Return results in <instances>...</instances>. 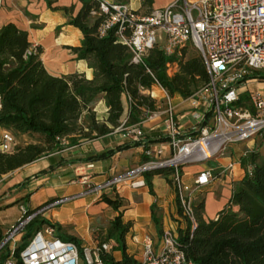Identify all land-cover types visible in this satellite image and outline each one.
<instances>
[{
	"label": "built area",
	"instance_id": "1",
	"mask_svg": "<svg viewBox=\"0 0 264 264\" xmlns=\"http://www.w3.org/2000/svg\"><path fill=\"white\" fill-rule=\"evenodd\" d=\"M91 13L104 15L97 28L99 36L115 27V34L129 49L133 63L142 62L155 45L170 55L190 41L204 62L208 82L183 98L189 111L186 126L178 118L172 97L156 80L149 89H141L155 99L151 88H157L161 92V105L152 111L142 108L138 122L126 125L124 120L115 130L133 141H143L144 124L158 120L162 131L156 138H164L165 144L151 147L144 142V159L140 163L100 183L89 184L79 193L48 201L32 210L20 204L19 217L0 238V253L8 250L2 264H16L15 237L43 211L88 193L119 190L124 185L135 188L142 183L145 173L159 168L173 169L169 179L181 215L189 221L192 230L196 225L193 191L216 177L215 168L205 163L222 156L229 144L256 137L264 139L263 94L258 90L246 91V99L241 101L239 90L251 82L264 80L260 76H247L252 71L264 73V0H172L147 13L136 11L128 3L99 0L98 10ZM176 69V61L166 63L168 75ZM61 142H65L64 138ZM14 144L13 134L0 128V151L11 152ZM239 163L240 160L232 159L222 168L229 177L230 190ZM188 164L201 165L195 172L192 187L182 181V167ZM249 171L250 166L242 177ZM141 246L139 264H190L180 247L178 234L170 228L162 229L156 249L149 235L142 237ZM109 249L107 241H95L79 249L76 243L61 239L53 224L43 223L28 237L18 258L21 264H103L100 254Z\"/></svg>",
	"mask_w": 264,
	"mask_h": 264
},
{
	"label": "trees",
	"instance_id": "2",
	"mask_svg": "<svg viewBox=\"0 0 264 264\" xmlns=\"http://www.w3.org/2000/svg\"><path fill=\"white\" fill-rule=\"evenodd\" d=\"M80 1L81 6L75 15H70L69 24L78 28L82 37L80 44L70 49L78 59L88 63L93 72L91 79H86L81 73L50 75L40 59V46L34 45L31 49L26 30L11 22L0 27V127L13 135L37 134L40 138L37 142L23 145L15 143L11 152L0 151V176L58 151L66 144L111 132L122 121L123 94L129 99L124 123L129 125L140 120L142 108L152 111L160 106V100L141 91L149 89L155 80L170 96L177 94L183 98L208 82L201 56L199 53L186 56L185 47L166 55L159 45H155L142 62H131V53L118 40L115 27L108 29L103 36L98 35L97 28L104 15L91 12L98 10L99 0ZM152 1L142 0L140 9L149 12ZM69 9L64 8L67 12ZM173 61H176L177 69L168 75L166 63ZM247 76L264 77V73L252 71ZM100 96L107 107L103 121L97 120L93 111ZM245 98L242 94L241 101ZM61 138H64V143ZM106 155L101 153L87 157V160ZM257 157V153H250L249 173L233 184L228 201L215 218L204 219L203 197L193 201L196 225L191 230L189 221L184 219V227L177 233L180 247L190 264H264V159L258 160ZM172 170L168 167L149 171L143 175L144 184L151 191L150 177L154 174L171 183L169 175ZM101 200L114 209L120 206L118 198L103 196ZM176 205L177 212L181 213L177 197ZM151 217L160 234V218L154 212V204ZM43 223L48 221L37 216L23 228L21 243L13 252L16 264H21L18 258L20 249ZM129 226L130 222L123 223L120 215L110 221L101 240L112 238L117 245L109 249L111 251L101 252L103 264H139L133 254L125 251L124 235ZM58 236L81 248L76 237ZM115 249L120 250V259L113 257ZM7 254L8 250L3 249L0 264Z\"/></svg>",
	"mask_w": 264,
	"mask_h": 264
},
{
	"label": "crops",
	"instance_id": "3",
	"mask_svg": "<svg viewBox=\"0 0 264 264\" xmlns=\"http://www.w3.org/2000/svg\"><path fill=\"white\" fill-rule=\"evenodd\" d=\"M106 1L128 3L132 8L139 9V12L146 13L144 9H140L142 0ZM171 1L153 0L149 10L163 7ZM80 6V0H3L0 5V27L11 22L18 28L26 30L30 43L40 46V59L50 75L67 76L81 73L86 79H91L93 72L88 63L78 59L70 49L78 46L82 37L79 29L69 24L70 15H75ZM64 8L71 9L67 12ZM261 86L262 81L251 82L239 90L241 95L246 96V91H256ZM171 97L181 124L186 126L189 122L186 114L189 112L186 110L187 104L182 101L183 97L180 95L175 94ZM121 100L124 108L122 123L127 117L129 99L123 94ZM93 111L97 120L103 121L106 118L107 107L101 96L95 102ZM143 131L145 140L133 141L122 136L121 131L114 128L107 134L82 138L75 143L66 144L58 151L2 174L0 212L14 203L17 207L23 204L28 210H32L46 201L79 193L89 184L100 183L113 174L137 165L144 159V142L151 147L165 142L164 138H161L162 140L156 138L162 131L158 120L144 124ZM13 136L15 143H18V140H22L23 144L28 142L27 133ZM256 139L257 137L242 141L248 142L244 152L242 151L244 154L247 151L256 153L260 150ZM242 152L236 151L235 147L229 148V153L220 159L221 169H217L218 167L215 169L216 177L209 184L200 187L199 190L203 194L204 219L215 218L219 211L217 209L221 205L224 207L228 201L231 192L229 177L222 172V168L230 160L239 157ZM101 153L107 155L100 159L87 160V157ZM238 160L240 163L235 172L241 173L239 175L241 179L244 168L250 166V163L247 161L242 167V158ZM196 170L183 167L182 181L186 186L192 187ZM150 181L151 191L142 179V183L135 188L124 185L119 190L105 189L101 193H88L45 210L38 217L53 224L57 235L64 237L72 235L81 242V245H91L95 241H102L101 238L106 233L110 221L120 215L123 223L130 222L124 235L125 251L139 258L144 235L152 238L155 249L159 244L161 233L156 239L158 232L151 217V206L154 204V211L157 208L164 212L169 209L172 212L176 202L175 191L163 176L154 174ZM10 195L15 196V199L8 203L6 199ZM103 196L110 199L118 198L120 206L117 209L112 208L101 200ZM211 204H217V207L210 211ZM19 214L13 218L15 221ZM9 225V222L0 217V237L4 235ZM160 225L161 230L167 228L164 215L160 219ZM112 245L115 247L117 244L113 242ZM112 255L115 259L121 258L120 250H113Z\"/></svg>",
	"mask_w": 264,
	"mask_h": 264
},
{
	"label": "rangeland",
	"instance_id": "4",
	"mask_svg": "<svg viewBox=\"0 0 264 264\" xmlns=\"http://www.w3.org/2000/svg\"><path fill=\"white\" fill-rule=\"evenodd\" d=\"M157 1L158 2H162V1H167V0H157ZM185 51H186V53H185L186 56L190 55L192 53H198V51L191 45L190 41H188L186 43ZM255 85H257V83L254 84V86ZM153 91H154V95L157 97L156 99L160 100L159 97L161 96V92L157 88H154ZM258 91L261 92L263 94V96H264V80L262 81V86L259 87ZM160 105H161V102H160ZM27 139H28V142H37V141H39L40 138H39V136L37 134H28ZM18 141L19 142L17 144L23 145V141L22 140H18ZM256 141H257L258 145L261 147L260 150L256 152L257 155H258L257 159L258 160L264 159V139L257 138ZM247 143L248 142H236V143L229 144L222 156L218 157V159H216V160L207 161L205 163L206 166L210 167V168H215V169L218 167L217 169H221L220 165H219L220 159L222 157H224L227 153H229V148H231V147L234 148L235 147L236 151H238V152H242L243 151L244 152V149L246 148ZM243 152L241 154H239V157L236 158L237 160L239 158H242V167L247 161L249 162V155H250V153H249L250 151L249 152L247 151L245 154ZM185 166L189 167V168H192V169H198L199 167H201V165H199V164H188V165H184L183 167H185ZM183 167H182V169H183ZM235 175L236 176L234 178H236V180H234L232 182V184L236 183L240 179L239 175H241V173L240 172L239 173L235 172ZM193 195H194L195 199H199V198L203 197V194H202V192L200 190L193 191ZM14 199H15V196L10 195V197H8L6 199V202L11 203ZM215 207H217V204L216 205L215 204H211L210 211L213 210ZM18 208L19 207H17V205H15V203L12 204V205H8L7 207L4 208V210L2 212H0V217H2L4 220H6V222H9V224L11 225V224H13L15 222V220L13 218H15V215H17V213H19V209ZM222 208H223V205H221V207H219L217 210H221ZM154 212H155L156 216L159 217L160 219L164 215L165 222H166V227L172 229L175 233H178V229L179 228L184 227L185 220L182 217L181 213L177 212L176 202L173 205V211L172 212H170L169 209H167L166 212H164L163 210L157 209V208L155 209ZM22 234L23 233H21L20 236H16L15 237V239H14L15 247L19 243H21ZM155 238L156 239L158 238V233L155 236ZM113 242H115L114 239H112L111 241L109 240L110 249L112 247H114L112 245Z\"/></svg>",
	"mask_w": 264,
	"mask_h": 264
}]
</instances>
